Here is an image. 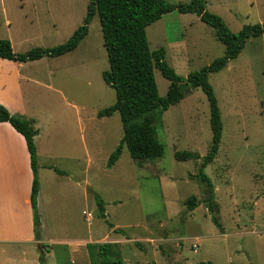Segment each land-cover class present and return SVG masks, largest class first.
<instances>
[{
    "label": "rangeland",
    "instance_id": "rangeland-1",
    "mask_svg": "<svg viewBox=\"0 0 264 264\" xmlns=\"http://www.w3.org/2000/svg\"><path fill=\"white\" fill-rule=\"evenodd\" d=\"M87 2L0 0V39H7L14 53L60 44L82 23ZM203 4L232 33L246 24H264V0ZM145 37L149 50L161 47L167 65L183 79L223 53L212 29L196 14L174 8L147 25ZM107 68L94 14L73 50L27 61L9 73L21 74L14 90L24 110L12 114L31 120L36 129L38 187L44 199L56 193L53 204L40 210L37 229L30 208L29 223L22 217L11 234L79 239L90 229L93 241L100 242L0 243V264H39L40 257L43 264H99L103 258L119 260L116 264H264V36L246 39L235 58L207 75L221 134L213 159L204 166L211 137L208 102L198 87L188 85L154 123L162 145L159 157L132 159L122 147L112 166H105L122 135L117 111L96 116L114 102L113 89L100 76ZM153 78L163 96L168 81L155 68ZM176 151L195 158L177 160ZM28 168L31 184L29 163ZM209 186L212 212L205 202ZM189 196L196 199L191 210L184 204ZM81 210L90 213L89 220ZM109 224L118 230L112 232ZM124 238L131 240L98 253V244Z\"/></svg>",
    "mask_w": 264,
    "mask_h": 264
},
{
    "label": "trees",
    "instance_id": "trees-1",
    "mask_svg": "<svg viewBox=\"0 0 264 264\" xmlns=\"http://www.w3.org/2000/svg\"><path fill=\"white\" fill-rule=\"evenodd\" d=\"M173 8L180 13L196 14L206 26L212 29L215 38L223 46V53L220 57L196 71L189 72L185 79L176 75L172 68L167 65L161 47L149 50L145 37V27ZM94 14L98 18L102 45L108 65V68L102 71L100 76L103 83L114 91V102L99 109L96 116H109L117 111L122 129V135L117 145L108 154L105 166L107 168L112 166L122 147H125L132 159L152 160L159 157L162 154V145L156 137L154 123L163 111L183 97V86L186 85L198 87L208 102V124L211 137L208 151L201 166L210 162L219 143L221 122L216 100L207 81V75L219 70L225 66L228 60L235 58L246 39L259 35L264 36V24H246L239 31L232 33L219 16L204 9L203 0H188L186 3L179 2L175 5L168 4L164 0H88L82 23L72 31L64 42L49 48L33 47L24 52L14 53L9 41L0 39V58L25 62L44 56L55 57L70 52L86 34L87 25ZM154 68L168 81L163 96H159L156 91L153 78ZM0 122H7L24 140L32 173L29 205L32 210L35 230L39 225L36 207L38 182L36 179L35 149L32 141L36 129L32 126L31 120L10 113L1 104ZM173 155L177 160L195 158V155L188 151H176ZM208 193L205 202L208 210L212 212L214 202L210 186ZM195 203L194 196H189L184 200V204L189 210L194 208ZM96 205L98 215L103 218L102 202L97 200ZM211 219L216 222L214 217ZM117 230V228L113 229V231ZM34 236V239H38L37 232ZM134 242L139 244L137 241ZM110 245L115 247L117 244L106 242L98 244V253L104 255L108 252ZM42 258H39V264H43ZM114 262L116 264L120 261ZM114 262L103 258L99 264H114ZM197 264L211 263L200 261Z\"/></svg>",
    "mask_w": 264,
    "mask_h": 264
},
{
    "label": "crops",
    "instance_id": "crops-1",
    "mask_svg": "<svg viewBox=\"0 0 264 264\" xmlns=\"http://www.w3.org/2000/svg\"><path fill=\"white\" fill-rule=\"evenodd\" d=\"M25 62L0 58V104L3 105L10 113L24 114V110L21 105V96L19 94L20 92L18 91V93H16L14 90H18L14 84L16 79L21 78V74L19 72H15V74L9 73L14 69L16 70ZM13 75L14 78H11ZM28 163V153L22 136L18 134L7 122H0V243L33 244L38 247H40L41 244H48L50 242L70 244L99 243L100 241H93L90 229L87 230L86 235L83 238L79 239H52L42 238L41 236L38 239H34L29 235V232L23 237L11 234V230L19 228L18 223L22 217L24 218L26 224L29 223L30 220V181ZM46 195L47 199H44L43 193L38 187L36 193V207L39 217H41L40 210H42L44 206L50 205L56 198V193L54 192H49ZM83 212L85 211L81 210L82 214H84ZM84 219L87 221L90 218L84 216ZM41 225L42 223L40 224V227ZM109 228L112 232H114L113 229L116 227H114V225H110ZM147 239L148 237L145 238V241ZM127 240L131 239H117L109 241V243H120Z\"/></svg>",
    "mask_w": 264,
    "mask_h": 264
},
{
    "label": "built area",
    "instance_id": "built-area-1",
    "mask_svg": "<svg viewBox=\"0 0 264 264\" xmlns=\"http://www.w3.org/2000/svg\"><path fill=\"white\" fill-rule=\"evenodd\" d=\"M83 213H84V215H85L87 218H90V217H91L90 213H88V212H83ZM191 246H192V248H195V247H196V243H192Z\"/></svg>",
    "mask_w": 264,
    "mask_h": 264
}]
</instances>
